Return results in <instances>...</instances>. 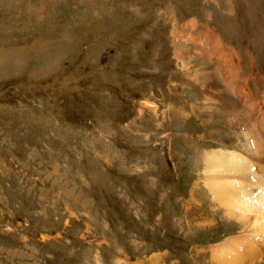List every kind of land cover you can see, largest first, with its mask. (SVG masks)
<instances>
[{"label":"rangeland","instance_id":"obj_1","mask_svg":"<svg viewBox=\"0 0 264 264\" xmlns=\"http://www.w3.org/2000/svg\"><path fill=\"white\" fill-rule=\"evenodd\" d=\"M261 178L264 0H0V264H264Z\"/></svg>","mask_w":264,"mask_h":264},{"label":"bare ground","instance_id":"obj_2","mask_svg":"<svg viewBox=\"0 0 264 264\" xmlns=\"http://www.w3.org/2000/svg\"><path fill=\"white\" fill-rule=\"evenodd\" d=\"M247 167H250V165L246 164ZM232 172V170H231ZM237 172V171H236ZM250 172V171H249ZM240 172H237V176L234 175V177H236L237 179L240 178L242 179L243 176ZM258 175V174H257ZM249 177V176H248ZM232 179L233 176L231 178H227V184H217L219 185L220 187L217 188L216 192H215V195L214 196V199L216 201H220L221 202V205H224L225 208H227L228 210V213H230L231 215L234 213V211H232L230 208L233 207V210H234V207H237L238 205H240V209L244 212H256L254 210H252V207L250 206V209L247 211L246 210V199L244 198V200L242 199V197H245V190L241 187V185H237V186H232L231 185V181H233ZM263 178L260 179V184L264 186V180H262ZM244 180V178H243ZM240 181V180H239ZM230 182V184H228ZM210 188H213L215 185H211V184H208ZM238 189V190H237ZM243 193V194H241ZM261 193L264 194V188L261 190ZM224 194V195H223ZM252 194L249 192L248 190V194H247V197L248 198H251ZM264 200V197L262 198ZM257 214V212H256ZM230 215V216H231ZM244 217V216H243ZM256 221L259 223V220L261 218V214H257L256 216L254 215ZM263 220H264V216L262 217ZM251 219V218H250ZM245 223L247 224V222L245 221ZM256 223V222H255ZM251 247V245L249 246ZM248 247V248H249ZM252 253V252H251ZM246 257L249 256L250 254H245ZM251 256V255H250ZM249 256V257H250ZM248 257V258H249ZM250 260V259H249Z\"/></svg>","mask_w":264,"mask_h":264},{"label":"crops","instance_id":"obj_3","mask_svg":"<svg viewBox=\"0 0 264 264\" xmlns=\"http://www.w3.org/2000/svg\"><path fill=\"white\" fill-rule=\"evenodd\" d=\"M234 186H235V184H234ZM216 188H210V191H211V193H212V195H215V192H216ZM241 194H243V193H241ZM242 199L244 200V197H242ZM232 209H233V207H231ZM234 208H237L238 209V211H240L241 209H240V205H238L237 207H234ZM242 211V210H241ZM244 214H248L247 212H244V211H242Z\"/></svg>","mask_w":264,"mask_h":264}]
</instances>
